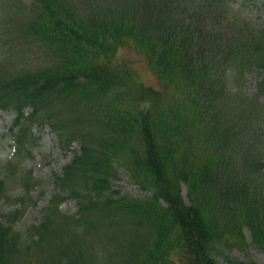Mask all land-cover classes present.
Listing matches in <instances>:
<instances>
[{
  "label": "trees",
  "instance_id": "obj_1",
  "mask_svg": "<svg viewBox=\"0 0 264 264\" xmlns=\"http://www.w3.org/2000/svg\"><path fill=\"white\" fill-rule=\"evenodd\" d=\"M239 1L0 0V264H258L229 255L264 254V17ZM34 127L71 154L44 189L21 166Z\"/></svg>",
  "mask_w": 264,
  "mask_h": 264
},
{
  "label": "rangeland",
  "instance_id": "obj_2",
  "mask_svg": "<svg viewBox=\"0 0 264 264\" xmlns=\"http://www.w3.org/2000/svg\"><path fill=\"white\" fill-rule=\"evenodd\" d=\"M264 0H254L250 3H245L241 5V1H239L234 7L241 9L243 13L248 18H252L255 20H261V17H264ZM0 25H2V21L0 20ZM23 53H16L15 59L18 58H30L32 56V52L28 51ZM1 59V54H0ZM117 60L127 62L134 70L138 80L147 84V85H156L155 77L152 71L149 69L147 62L143 57L137 55L136 53L123 49L117 56ZM247 88H252L254 86V80L250 77L246 83ZM13 116L7 113H0V178L3 176V166L13 159V148L14 143L9 134V128L12 123ZM33 133L38 140L35 145H33L31 149V156L25 159L22 163V167L28 171L30 170L33 176L36 179H39L44 187L48 186V182L46 178H48V174L51 171L59 170L66 162H68L71 158V154L65 156L57 147L55 136L48 129H39L37 127L33 128ZM73 148L78 149V144H74ZM119 179L115 182V188L119 189L121 193L130 195L132 197L142 198L145 194L134 184L128 174V172L124 169H119ZM48 189V188H47ZM50 190V186H49ZM20 192V189L17 187L12 195L16 196ZM183 194L185 195V191L183 190ZM33 196H37V191L33 193ZM46 197V196H45ZM44 197V200H45ZM48 198V196H47ZM42 204H40L41 206ZM4 208L6 210H10L14 208V205L5 204ZM39 209V208H38ZM38 209L35 211L29 212L26 215L25 223H33L38 215ZM62 210L67 212H74L75 206L74 203L66 202L62 205ZM231 257H235L239 260L246 261L248 259H253L258 264H264V254L257 251L256 249L249 247L246 252H240L238 250H234L229 253ZM218 262L220 264L223 263L222 256H216Z\"/></svg>",
  "mask_w": 264,
  "mask_h": 264
}]
</instances>
